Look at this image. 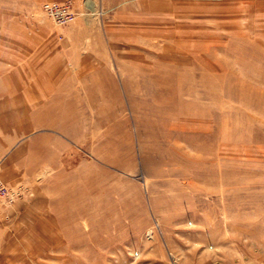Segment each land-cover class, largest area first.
Segmentation results:
<instances>
[{
    "label": "rangeland",
    "instance_id": "374dc122",
    "mask_svg": "<svg viewBox=\"0 0 264 264\" xmlns=\"http://www.w3.org/2000/svg\"><path fill=\"white\" fill-rule=\"evenodd\" d=\"M44 1L0 0V264H264V0Z\"/></svg>",
    "mask_w": 264,
    "mask_h": 264
},
{
    "label": "built area",
    "instance_id": "2783aa9c",
    "mask_svg": "<svg viewBox=\"0 0 264 264\" xmlns=\"http://www.w3.org/2000/svg\"><path fill=\"white\" fill-rule=\"evenodd\" d=\"M42 11L56 23H64L73 16V11L68 0H48L41 3ZM5 184L0 178V197H7Z\"/></svg>",
    "mask_w": 264,
    "mask_h": 264
}]
</instances>
